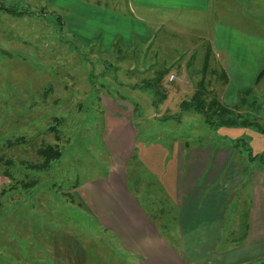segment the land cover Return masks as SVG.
I'll list each match as a JSON object with an SVG mask.
<instances>
[{
    "label": "rangeland",
    "instance_id": "1",
    "mask_svg": "<svg viewBox=\"0 0 264 264\" xmlns=\"http://www.w3.org/2000/svg\"><path fill=\"white\" fill-rule=\"evenodd\" d=\"M51 1L0 0V264H128L75 190L108 168L104 134L112 104L119 100L122 114L133 116L129 123L138 135L128 168L134 167V182L148 172L138 160L139 145L163 143L161 132L200 145L224 144L248 161L264 149V73L225 105L226 80L217 60L211 55L202 68L209 45L197 17L179 13L162 25L160 19H153L157 25L145 21L149 42L109 51L64 34L63 14ZM168 75L174 79L167 81ZM145 83L163 97L156 106L154 89L138 87ZM194 93L205 107L216 102L246 126H209L199 112L180 111ZM169 99L163 116L154 117ZM205 110L210 117L213 109ZM47 146L59 157L39 169L43 160L36 150ZM222 236L221 247L247 242L243 233ZM259 240L264 244V235ZM243 264H264V254Z\"/></svg>",
    "mask_w": 264,
    "mask_h": 264
},
{
    "label": "crops",
    "instance_id": "2",
    "mask_svg": "<svg viewBox=\"0 0 264 264\" xmlns=\"http://www.w3.org/2000/svg\"><path fill=\"white\" fill-rule=\"evenodd\" d=\"M51 3L63 14L64 34L109 51L149 42L153 36L145 21L157 25L153 19H160L162 25L179 13L197 17L205 27L211 55L225 75L224 90L232 98L221 97L225 105L235 103L238 91L251 88L264 67V0ZM170 100L159 105L154 117L163 116ZM119 105V100L113 103L106 115V127L110 124V132L104 134L107 170L80 182L75 190L95 224L125 254L127 263L243 264L264 254L259 240L264 235V169L259 163L248 157V161H239V150L224 144L200 145L181 134L161 132L157 135L163 143L139 145L138 160L148 172L134 182L135 170L128 163L138 134L129 123L132 114L128 119ZM167 222L171 223L170 238L163 235ZM236 233L245 234L247 242L220 246L222 235ZM184 235L194 240L187 242ZM198 252L201 255L196 258Z\"/></svg>",
    "mask_w": 264,
    "mask_h": 264
},
{
    "label": "trees",
    "instance_id": "3",
    "mask_svg": "<svg viewBox=\"0 0 264 264\" xmlns=\"http://www.w3.org/2000/svg\"><path fill=\"white\" fill-rule=\"evenodd\" d=\"M210 56H211V53L209 51V47H207L205 50L204 57H203V67L202 68H205ZM263 73H264V67L258 73L256 77V81L262 77ZM138 87H143L145 89H154V86L152 85V83H145V84L139 85ZM154 93H155V96H157L156 98L158 99L155 101H151V105L156 106L158 101L162 100L163 97L159 95V91L156 89H154ZM179 109L180 111L192 110V111L199 112L203 116L204 122L207 123L209 126L214 125V124L217 126H242V125L246 126L244 120L236 122L234 118L230 116L231 114L230 111H228V109L222 107L216 102H211L205 107L203 102L200 101V95L198 93H194L189 99V101L182 102L179 105ZM205 109L207 110L213 109L210 117L207 115L208 112ZM212 117H214V120L211 119ZM36 155L40 159L43 160L39 169H42L43 167L46 168L49 159H56L59 157V153L57 151H52L51 148L48 146L45 147L44 150H42L41 148L37 149ZM248 158L249 160H256L261 166V168L264 169V149L261 153L256 154L252 157L251 155H249ZM7 164L8 163H6V165Z\"/></svg>",
    "mask_w": 264,
    "mask_h": 264
},
{
    "label": "built area",
    "instance_id": "4",
    "mask_svg": "<svg viewBox=\"0 0 264 264\" xmlns=\"http://www.w3.org/2000/svg\"><path fill=\"white\" fill-rule=\"evenodd\" d=\"M174 79L173 75H168L167 81H172Z\"/></svg>",
    "mask_w": 264,
    "mask_h": 264
}]
</instances>
